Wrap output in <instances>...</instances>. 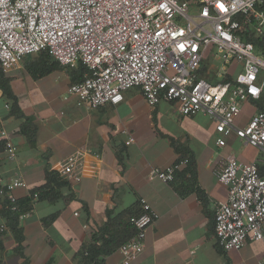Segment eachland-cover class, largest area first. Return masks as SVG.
<instances>
[{"label":"crops","instance_id":"1","mask_svg":"<svg viewBox=\"0 0 264 264\" xmlns=\"http://www.w3.org/2000/svg\"><path fill=\"white\" fill-rule=\"evenodd\" d=\"M75 68L35 53L5 72L24 118L10 114L11 102L0 89V116L17 149L15 159L8 160L0 146V177L23 178L26 187L12 192L16 199L42 186L46 169L56 170L64 158L82 151V177L72 181L59 174L68 183L60 188V198L34 199L19 221L28 264H76L73 256L103 226L107 212L116 215L139 207L140 199L156 218L146 232L143 250L129 264H264L261 241L226 251L214 234L216 204L227 196V188L217 179L222 161L232 155L242 163L264 165L261 150L235 134L218 147V134L207 115H181L167 100L150 106L137 87L125 90L117 104L97 109L78 105L74 96L66 97ZM229 69L224 78L231 79L236 71L233 65ZM256 99L239 102L237 127L259 111L253 104ZM26 118L36 127L33 142L19 131ZM128 137L133 141L126 143ZM185 157L188 163L174 174L173 182L148 178L151 168H165ZM52 215L46 223L44 219ZM1 239L0 264H22L23 258L13 252L16 243L11 234L5 230ZM101 264H122V255L116 249Z\"/></svg>","mask_w":264,"mask_h":264},{"label":"built area","instance_id":"2","mask_svg":"<svg viewBox=\"0 0 264 264\" xmlns=\"http://www.w3.org/2000/svg\"><path fill=\"white\" fill-rule=\"evenodd\" d=\"M246 25L263 31L264 0H0V67L5 73L35 53L63 66L80 62L86 73L66 90V97L74 96L78 105L97 109L117 104L125 90L137 87L150 106L167 100L181 115H207L218 147L235 134L264 154V110L242 127L234 123L239 102L258 98L264 88V56L239 35ZM209 47L223 66L236 67L231 79L211 83L196 77L203 57L211 54ZM0 136L5 157L15 159L17 149L1 116ZM132 141L128 137L126 143ZM187 163L185 157L151 168L148 178L171 183ZM56 171L78 181L84 174L82 151L64 158ZM217 179L227 188L226 199L215 208L217 245L228 251L247 241L264 244V174L256 162L242 163L229 155ZM19 187H26L20 175L0 177V200L15 203L12 192ZM139 204L140 213L129 218L134 233L118 247L122 264L141 253L156 218L144 199Z\"/></svg>","mask_w":264,"mask_h":264},{"label":"trees","instance_id":"3","mask_svg":"<svg viewBox=\"0 0 264 264\" xmlns=\"http://www.w3.org/2000/svg\"><path fill=\"white\" fill-rule=\"evenodd\" d=\"M242 40L245 42H250L253 44L257 53L264 56V29L262 33H256L252 30L251 25H246L241 32H239ZM76 68L74 73H72L73 82L82 80L84 74L86 73V68L80 63L75 64ZM44 73L46 71H43ZM197 78H206L209 82L215 83L206 73V68L203 64L196 71ZM209 77V78H208ZM230 77L224 78L222 81L229 80ZM72 82V83H73ZM0 89L2 90V95L10 101V114H14L18 117H23V114L19 111L17 100L15 95L12 93L11 88L8 84L4 72L0 67ZM253 104L258 108V110H264V88L258 99L253 100ZM20 133H22L28 142H33L35 137L36 127L33 122L29 119H25L19 128ZM4 144L1 142L0 146ZM260 174H264V165L257 166ZM68 183L65 179H62L56 170L46 169L45 170V183L33 190L22 199H16L15 203H11L9 199L3 198L0 200V217L3 221V230L0 229V252L4 250V244L1 239L4 231L9 232L16 243L13 248V252L23 258L22 264H28V259L23 253V230L20 226L21 216L25 215L26 212L30 211L32 208V201L36 200H47L56 201L60 198V188ZM34 195L36 197L34 198ZM139 207L132 206L126 208L116 215H112L111 211L107 212L106 221L103 226L99 227L96 231V235L91 241L84 242L78 251L73 256L76 264H101L103 262V257L110 254L112 251L118 249V247L126 242L134 233L133 227L129 223V218L133 215L140 213ZM15 206V209L13 207ZM55 215L51 217H46L44 221H51Z\"/></svg>","mask_w":264,"mask_h":264},{"label":"rangeland","instance_id":"4","mask_svg":"<svg viewBox=\"0 0 264 264\" xmlns=\"http://www.w3.org/2000/svg\"><path fill=\"white\" fill-rule=\"evenodd\" d=\"M207 51H210L211 54L207 52V54H205V56L202 59V64L206 68V73L209 74V77L214 82L222 81L225 75L230 70L229 65L223 66L222 60L218 57V53H216L212 47H209ZM222 66L223 68H221Z\"/></svg>","mask_w":264,"mask_h":264}]
</instances>
